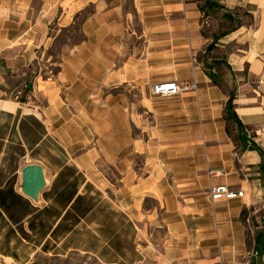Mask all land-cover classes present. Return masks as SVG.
I'll list each match as a JSON object with an SVG mask.
<instances>
[{
    "label": "crops",
    "instance_id": "crops-1",
    "mask_svg": "<svg viewBox=\"0 0 264 264\" xmlns=\"http://www.w3.org/2000/svg\"><path fill=\"white\" fill-rule=\"evenodd\" d=\"M73 30L79 39L43 72L49 47ZM33 65L26 109L0 99V111L17 114L15 127L22 115L38 120L32 148L49 140L64 157L40 163L45 185L34 200L20 189L24 164L0 152V187L15 173L13 189L29 201L12 215L0 207L4 264L37 253L264 264V0H0V84ZM165 81L180 90L154 94ZM231 93L242 130L225 113ZM220 183L244 195L212 198ZM63 187L89 201L66 220Z\"/></svg>",
    "mask_w": 264,
    "mask_h": 264
},
{
    "label": "trees",
    "instance_id": "trees-1",
    "mask_svg": "<svg viewBox=\"0 0 264 264\" xmlns=\"http://www.w3.org/2000/svg\"><path fill=\"white\" fill-rule=\"evenodd\" d=\"M25 89H28L30 87V84H26ZM233 93L230 94L229 99L226 103V116L228 118H231L233 121L236 122L238 128L240 130L243 129V123L239 120L237 117V114L234 110V105L232 102ZM24 94L21 95V100H24ZM4 112V111H0ZM8 116L12 117V114L7 113ZM16 118L14 119V122L6 123L3 122L2 126H0V152L3 151L4 154L2 155L3 160H9L11 162H17V160L24 155L26 152H29L32 154L34 152V148H32L33 144L38 140L40 136L41 130V123L33 118L31 115H22L18 121L17 127H15V123L17 121V114L15 115ZM14 116V117H15ZM241 138L243 137L242 134L239 135ZM255 146L257 148L261 149V146L258 144H251V146ZM12 167H10V170ZM0 169V173H1ZM16 174L10 175L5 181L4 186L0 187V207L1 209L5 210L7 213L12 215L14 213V210H17L18 208H24L27 204H29V201L26 197L22 196L21 194L17 193L13 189V183L15 180ZM57 199L58 201L63 204L64 206L68 205V208H66L65 212L63 213L61 220H66L67 218L74 217L77 210H84L86 209L88 202H86V199L83 194H76L74 196L73 191L69 190L68 192L65 191L64 187L57 193ZM40 212V209H38L35 213L38 215ZM61 220L57 223V225L53 229V234L55 233L56 228L58 229L61 225ZM29 225L34 228V216L33 219L29 220ZM22 234L24 237H31L28 232H26L22 225L20 227ZM261 237H264V228L262 231L257 232L256 234V240L259 242L261 240ZM35 241H38V239L34 238ZM52 247L48 246V242L45 241L42 243L41 249L43 251H47L48 249H51ZM55 249V248H54Z\"/></svg>",
    "mask_w": 264,
    "mask_h": 264
},
{
    "label": "rangeland",
    "instance_id": "rangeland-1",
    "mask_svg": "<svg viewBox=\"0 0 264 264\" xmlns=\"http://www.w3.org/2000/svg\"><path fill=\"white\" fill-rule=\"evenodd\" d=\"M80 34L77 30H73L70 34V37H68L65 33H60V35L54 40L53 44L49 47L47 50V53H45V56L42 60H40V65L42 66V71L47 73H52L57 68V60L59 59V52L61 49V46L64 42H73L77 41L79 39ZM47 57H49L47 59ZM33 65L31 69H27L25 72L19 71V74L15 75V73L10 74V72L5 73V77L3 82L0 84V99H11L15 101L16 103L20 104L21 109H26V104H22L21 95L24 94L25 100H26V94L29 90L25 89L26 84L31 83V80L34 77V68ZM21 72V73H20ZM260 88L261 86L258 85ZM261 92H264V85L262 83V88H260ZM16 118V116L13 118L11 116H8L6 112H0V126H2L3 122H6L9 124ZM249 126V125H248ZM253 126V125H250ZM251 136H256L257 133L255 130L249 131ZM63 152L58 150V148L54 147L49 140H43L40 144L34 146V152L30 154L29 152H26L24 155H22L18 159V166L29 163V162H46L51 159L56 158H63ZM20 169V168H17ZM9 171V167L6 166L3 168V172L6 173ZM15 182V180H14ZM16 186H20V179L17 178ZM264 220V217L259 218L257 221V224H261ZM260 256V254H259ZM261 260V259H260ZM83 258L81 255L77 254H68L65 256H53V255H45L43 253H37L33 256V258L29 262H19L18 264H103L99 261L93 262L91 259H85L83 261ZM263 261V259H262ZM264 263V261H263ZM0 264H4L3 260L0 258ZM7 264V263H5Z\"/></svg>",
    "mask_w": 264,
    "mask_h": 264
},
{
    "label": "built area",
    "instance_id": "built-area-1",
    "mask_svg": "<svg viewBox=\"0 0 264 264\" xmlns=\"http://www.w3.org/2000/svg\"><path fill=\"white\" fill-rule=\"evenodd\" d=\"M180 86L175 81H165L153 84L152 92L160 95H173L180 90ZM209 192L212 198H233L244 195L243 188H234L226 183L213 184L210 186Z\"/></svg>",
    "mask_w": 264,
    "mask_h": 264
},
{
    "label": "water",
    "instance_id": "water-1",
    "mask_svg": "<svg viewBox=\"0 0 264 264\" xmlns=\"http://www.w3.org/2000/svg\"><path fill=\"white\" fill-rule=\"evenodd\" d=\"M45 185L43 167L38 162H29L21 167V191L36 200Z\"/></svg>",
    "mask_w": 264,
    "mask_h": 264
}]
</instances>
